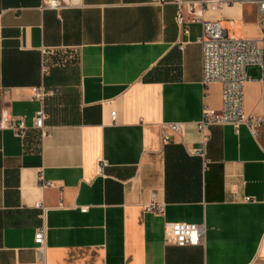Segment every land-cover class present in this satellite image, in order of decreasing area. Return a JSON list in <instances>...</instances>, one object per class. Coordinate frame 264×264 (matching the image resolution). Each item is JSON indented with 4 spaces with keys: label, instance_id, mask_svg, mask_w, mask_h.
Here are the masks:
<instances>
[{
    "label": "crops",
    "instance_id": "crops-1",
    "mask_svg": "<svg viewBox=\"0 0 264 264\" xmlns=\"http://www.w3.org/2000/svg\"><path fill=\"white\" fill-rule=\"evenodd\" d=\"M45 1L0 0V120L27 128L0 130V264H264V128L211 127L206 166L188 152L203 109L221 106V87L201 84L199 18L184 4L179 27L175 0ZM203 17L258 38L253 5ZM38 87L50 92L42 101ZM244 93L258 115V82ZM175 123L184 131L164 144ZM153 197L161 213L146 210ZM178 222L203 226L201 244L166 243L165 225Z\"/></svg>",
    "mask_w": 264,
    "mask_h": 264
},
{
    "label": "built area",
    "instance_id": "built-area-1",
    "mask_svg": "<svg viewBox=\"0 0 264 264\" xmlns=\"http://www.w3.org/2000/svg\"><path fill=\"white\" fill-rule=\"evenodd\" d=\"M153 4L159 5L163 0H152ZM177 5L176 23L180 27L183 24L182 6L186 4L188 12L199 18L202 33L198 40L201 54V84L204 88L217 84L221 87V106L219 110L205 107L201 120L196 124L200 134V147L189 150V154L202 160L203 165H207L206 144L209 139V130L213 126L233 125L238 127L246 125L251 133L256 136L260 128H264V0H203L188 1L175 0ZM233 4H248L256 7L258 38L243 39L229 36L223 29L219 20H206L204 13L209 10H221L223 7ZM61 7L59 0H46L42 8L58 9ZM199 8L196 14L195 9ZM183 33L187 30L183 28ZM183 49V44L179 45ZM50 52H43V55H50ZM249 68L258 69L259 85V108L258 115L247 114L245 112V86L253 80L247 74ZM42 70L45 72L46 66L43 61ZM50 95L43 87L34 89L32 98L42 101ZM109 123H117V115L112 111L109 116ZM46 115L43 111H38L33 120L35 129L40 130L42 136L46 134L44 122ZM11 129L16 136L24 138L26 126L21 118L2 116L0 120V130ZM185 125L181 123L169 124L163 127L161 140L166 144L171 136L181 135ZM106 166L104 161H99L96 166L98 176L103 174ZM50 186L44 183L43 187ZM36 207L41 209L39 203ZM148 212L161 213L163 208L152 198L146 207ZM81 212H86L82 209ZM203 226L189 223H170L164 228V239L168 244L176 247L197 246L203 240ZM34 244L36 252L41 257L44 251L45 229L44 227L35 230Z\"/></svg>",
    "mask_w": 264,
    "mask_h": 264
},
{
    "label": "rangeland",
    "instance_id": "rangeland-1",
    "mask_svg": "<svg viewBox=\"0 0 264 264\" xmlns=\"http://www.w3.org/2000/svg\"><path fill=\"white\" fill-rule=\"evenodd\" d=\"M226 29L228 31V35L229 36H232V35L242 36L243 35V29L239 25H237L235 28L226 27ZM255 34L257 35V31H255ZM247 74L253 80L252 83L253 84H257V82H258V69L257 68H249L247 70ZM254 93L255 92H253V91L250 93V98L251 99H253Z\"/></svg>",
    "mask_w": 264,
    "mask_h": 264
}]
</instances>
